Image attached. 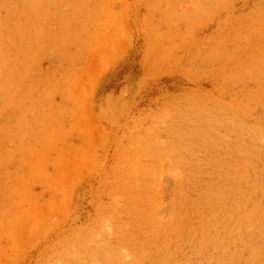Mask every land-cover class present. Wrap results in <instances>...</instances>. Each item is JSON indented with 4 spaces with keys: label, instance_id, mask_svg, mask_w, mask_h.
<instances>
[{
    "label": "rangeland",
    "instance_id": "1",
    "mask_svg": "<svg viewBox=\"0 0 264 264\" xmlns=\"http://www.w3.org/2000/svg\"><path fill=\"white\" fill-rule=\"evenodd\" d=\"M0 264H264V0H0Z\"/></svg>",
    "mask_w": 264,
    "mask_h": 264
}]
</instances>
